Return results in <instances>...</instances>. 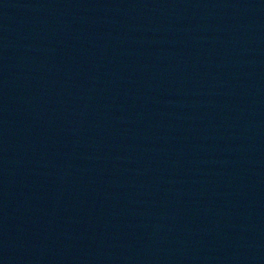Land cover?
<instances>
[{
    "label": "water",
    "instance_id": "water-1",
    "mask_svg": "<svg viewBox=\"0 0 264 264\" xmlns=\"http://www.w3.org/2000/svg\"><path fill=\"white\" fill-rule=\"evenodd\" d=\"M0 264H264V0H0Z\"/></svg>",
    "mask_w": 264,
    "mask_h": 264
}]
</instances>
